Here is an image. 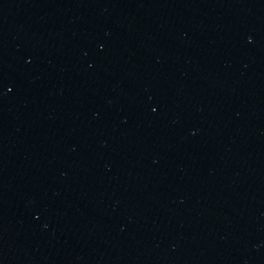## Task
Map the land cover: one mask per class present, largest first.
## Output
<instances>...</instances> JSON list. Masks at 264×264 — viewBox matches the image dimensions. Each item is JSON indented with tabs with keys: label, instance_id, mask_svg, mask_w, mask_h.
<instances>
[{
	"label": "water",
	"instance_id": "water-1",
	"mask_svg": "<svg viewBox=\"0 0 264 264\" xmlns=\"http://www.w3.org/2000/svg\"><path fill=\"white\" fill-rule=\"evenodd\" d=\"M0 264H264V0H0Z\"/></svg>",
	"mask_w": 264,
	"mask_h": 264
}]
</instances>
